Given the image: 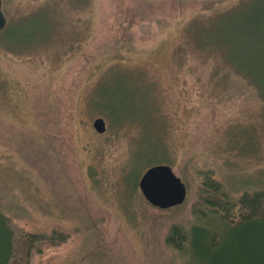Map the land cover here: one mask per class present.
Instances as JSON below:
<instances>
[{
    "label": "rangeland",
    "instance_id": "rangeland-1",
    "mask_svg": "<svg viewBox=\"0 0 264 264\" xmlns=\"http://www.w3.org/2000/svg\"><path fill=\"white\" fill-rule=\"evenodd\" d=\"M1 1V205L29 229L76 230L33 264L210 259L207 235L184 251L165 237L194 221L196 169L232 196L264 190V100L246 79L264 82V0ZM156 164L187 188L163 212L137 185ZM210 226L234 260L264 231Z\"/></svg>",
    "mask_w": 264,
    "mask_h": 264
},
{
    "label": "trees",
    "instance_id": "trees-1",
    "mask_svg": "<svg viewBox=\"0 0 264 264\" xmlns=\"http://www.w3.org/2000/svg\"><path fill=\"white\" fill-rule=\"evenodd\" d=\"M5 30L4 33L8 34L9 29ZM246 79L264 100V82L258 81L254 76H248ZM194 174L197 180L191 208L194 221L187 228L172 224L168 228L165 243L176 251H184L194 234L201 233V236L207 235L205 251L211 258L197 264H264V231L255 232L251 239L244 242V253L236 252V260H234L224 258L217 252V247L222 241V234L219 235L210 226L220 224L232 231L262 228L264 190H245L238 196H232L214 177L213 170L200 168L196 169ZM1 201L0 198V264H33L34 256L42 257L50 250L63 247L76 233L73 228L57 224L36 230L29 229L14 215L4 213ZM144 201L159 212L179 206L163 210Z\"/></svg>",
    "mask_w": 264,
    "mask_h": 264
},
{
    "label": "water",
    "instance_id": "water-1",
    "mask_svg": "<svg viewBox=\"0 0 264 264\" xmlns=\"http://www.w3.org/2000/svg\"><path fill=\"white\" fill-rule=\"evenodd\" d=\"M1 2L0 0V29H3L6 18ZM92 125L99 133L106 129L105 120L101 117L95 118ZM137 185L142 197L149 204L160 209L182 204L187 194L185 183L166 164H156L146 168L139 176Z\"/></svg>",
    "mask_w": 264,
    "mask_h": 264
}]
</instances>
